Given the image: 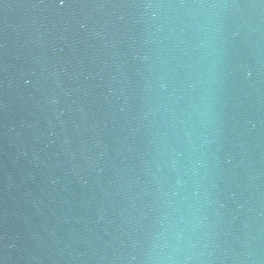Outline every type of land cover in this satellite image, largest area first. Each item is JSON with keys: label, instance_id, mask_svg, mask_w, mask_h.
I'll list each match as a JSON object with an SVG mask.
<instances>
[{"label": "water", "instance_id": "water-1", "mask_svg": "<svg viewBox=\"0 0 264 264\" xmlns=\"http://www.w3.org/2000/svg\"><path fill=\"white\" fill-rule=\"evenodd\" d=\"M0 264H264V0H0Z\"/></svg>", "mask_w": 264, "mask_h": 264}]
</instances>
